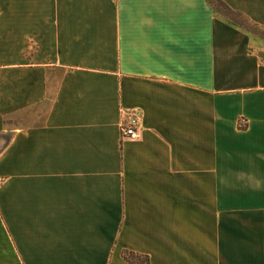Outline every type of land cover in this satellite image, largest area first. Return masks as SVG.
<instances>
[{
  "label": "crops",
  "instance_id": "crops-1",
  "mask_svg": "<svg viewBox=\"0 0 264 264\" xmlns=\"http://www.w3.org/2000/svg\"><path fill=\"white\" fill-rule=\"evenodd\" d=\"M0 137V264H264V34L206 0H0Z\"/></svg>",
  "mask_w": 264,
  "mask_h": 264
},
{
  "label": "built area",
  "instance_id": "built-area-1",
  "mask_svg": "<svg viewBox=\"0 0 264 264\" xmlns=\"http://www.w3.org/2000/svg\"><path fill=\"white\" fill-rule=\"evenodd\" d=\"M142 115L137 110L122 111L119 121L122 142H135L142 136Z\"/></svg>",
  "mask_w": 264,
  "mask_h": 264
},
{
  "label": "trees",
  "instance_id": "trees-1",
  "mask_svg": "<svg viewBox=\"0 0 264 264\" xmlns=\"http://www.w3.org/2000/svg\"><path fill=\"white\" fill-rule=\"evenodd\" d=\"M208 2V4L212 5L213 7H215L217 10H219V12L227 17L228 19L234 21L237 23V21L233 18V16H236L239 14L232 11L228 6H226L221 0H206ZM239 24V23H237ZM241 25V24H240ZM242 26V25H241ZM3 138V137H0ZM6 140H8V138H6ZM123 258L129 263V264H148V258L144 257V258H140V256H137L133 253L130 252H125L123 254ZM141 259H144V262L141 261ZM139 262V263H137Z\"/></svg>",
  "mask_w": 264,
  "mask_h": 264
},
{
  "label": "rangeland",
  "instance_id": "rangeland-1",
  "mask_svg": "<svg viewBox=\"0 0 264 264\" xmlns=\"http://www.w3.org/2000/svg\"><path fill=\"white\" fill-rule=\"evenodd\" d=\"M233 18L237 21V23L241 24L242 26H244L248 30L253 31L254 33H263L264 34V29L263 28L256 27V26L252 25L250 22H248L244 18H242V17H240L238 15L233 16ZM41 112H43V110ZM194 219H197V218H194ZM234 219L237 221V218H234ZM232 222H234V220H232ZM234 223H237V222H234Z\"/></svg>",
  "mask_w": 264,
  "mask_h": 264
}]
</instances>
